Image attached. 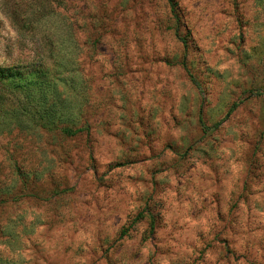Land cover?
<instances>
[{
    "label": "rangeland",
    "instance_id": "1",
    "mask_svg": "<svg viewBox=\"0 0 264 264\" xmlns=\"http://www.w3.org/2000/svg\"><path fill=\"white\" fill-rule=\"evenodd\" d=\"M58 1L86 131L0 135V264H264V0Z\"/></svg>",
    "mask_w": 264,
    "mask_h": 264
},
{
    "label": "trees",
    "instance_id": "2",
    "mask_svg": "<svg viewBox=\"0 0 264 264\" xmlns=\"http://www.w3.org/2000/svg\"><path fill=\"white\" fill-rule=\"evenodd\" d=\"M58 0H0V15L21 42L38 50L28 63L0 65V135L28 133L38 129L70 138L86 131L77 125L72 110L64 111L69 96L61 98L58 84H68L63 74L69 65L70 29L60 32L49 24ZM170 14L176 18L172 0ZM60 72V73H59Z\"/></svg>",
    "mask_w": 264,
    "mask_h": 264
},
{
    "label": "clouds",
    "instance_id": "3",
    "mask_svg": "<svg viewBox=\"0 0 264 264\" xmlns=\"http://www.w3.org/2000/svg\"><path fill=\"white\" fill-rule=\"evenodd\" d=\"M170 155V154H169ZM151 191V185L149 184L147 188H140V192L138 194H143L145 192H150ZM142 205H137V208L141 207ZM145 223H148L147 217L145 218ZM162 237L166 236V233H161L160 234ZM219 255V253H217Z\"/></svg>",
    "mask_w": 264,
    "mask_h": 264
}]
</instances>
